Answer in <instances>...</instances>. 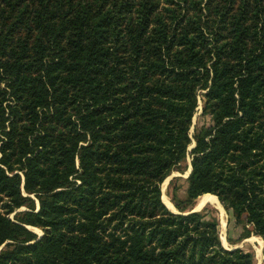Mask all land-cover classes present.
<instances>
[{"label": "trees", "instance_id": "1", "mask_svg": "<svg viewBox=\"0 0 264 264\" xmlns=\"http://www.w3.org/2000/svg\"><path fill=\"white\" fill-rule=\"evenodd\" d=\"M203 195L264 240V0H0V264H254Z\"/></svg>", "mask_w": 264, "mask_h": 264}, {"label": "rangeland", "instance_id": "2", "mask_svg": "<svg viewBox=\"0 0 264 264\" xmlns=\"http://www.w3.org/2000/svg\"><path fill=\"white\" fill-rule=\"evenodd\" d=\"M198 111L193 119V126L191 129V135L193 136L196 128L202 125H210V120L208 117H204L202 115V103H199ZM194 145V143H193ZM189 148L191 151L192 146ZM191 156L190 154L187 156L186 161L181 165L178 170H175L171 173V175L166 179V181L162 185V193H163V201L164 203H170L172 207H167L171 212L180 213L175 207L172 201L173 189L177 188L178 197L185 198L186 190L188 188V174L191 167ZM204 196V195H203ZM201 196V197H203ZM210 196L207 200L203 202V204L198 205L199 199L196 201L195 210L204 211L206 213V219L209 220L211 218H217L219 221V238L221 240L222 246L226 250H238L241 249L245 253L251 254L253 257L254 264H264V240L259 236H250V238H244L246 232L243 224H238L236 220L224 209V207L219 202L218 198L214 195H205ZM167 199V200H166ZM210 199V200H209ZM214 199V200H213ZM216 199V200H215ZM39 207V203L37 202V209ZM221 207V208H220ZM27 208H22L20 211H26ZM15 214L10 216L11 219H14ZM225 220V224L223 221ZM39 238L44 236L42 230L38 228H31ZM258 238V239H257ZM260 239V241H259ZM261 242L263 244H261Z\"/></svg>", "mask_w": 264, "mask_h": 264}, {"label": "bare ground", "instance_id": "3", "mask_svg": "<svg viewBox=\"0 0 264 264\" xmlns=\"http://www.w3.org/2000/svg\"><path fill=\"white\" fill-rule=\"evenodd\" d=\"M210 196H203V197H200L199 198V201H198V205H200V204H203V202H205V201H208L207 199L209 198ZM211 198V197H210ZM212 199V198H211ZM167 200V199H166ZM210 200V199H209ZM214 200V199H213ZM216 200V199H215ZM166 205L168 206V207H172V205L170 204V203H166ZM221 208V207H220ZM223 224H225V220L223 221ZM258 239V238H257ZM259 241H260V239H259ZM261 244H263L262 242H261ZM264 245V244H263Z\"/></svg>", "mask_w": 264, "mask_h": 264}, {"label": "water", "instance_id": "4", "mask_svg": "<svg viewBox=\"0 0 264 264\" xmlns=\"http://www.w3.org/2000/svg\"><path fill=\"white\" fill-rule=\"evenodd\" d=\"M195 146H196V144L194 143V145L192 146V148L191 149H194L195 148ZM191 173H192V166L190 167V170H189V174H188V177L191 175ZM166 205V204H165ZM168 208V207H167ZM38 209H40L39 207H38ZM169 209V208H168ZM202 210V208L200 209V210H193V212H200ZM174 213V212H173ZM174 214H180V213H174ZM4 247V246H3ZM3 247H1L0 248V251L3 249ZM231 251H234V250H231Z\"/></svg>", "mask_w": 264, "mask_h": 264}]
</instances>
